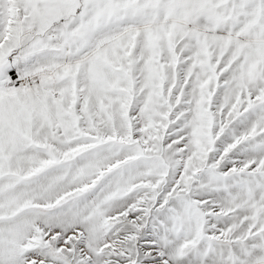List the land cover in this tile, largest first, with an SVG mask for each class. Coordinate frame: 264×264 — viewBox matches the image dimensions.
<instances>
[{
    "label": "snow or ice",
    "instance_id": "snow-or-ice-1",
    "mask_svg": "<svg viewBox=\"0 0 264 264\" xmlns=\"http://www.w3.org/2000/svg\"><path fill=\"white\" fill-rule=\"evenodd\" d=\"M0 264H264V0H0Z\"/></svg>",
    "mask_w": 264,
    "mask_h": 264
}]
</instances>
